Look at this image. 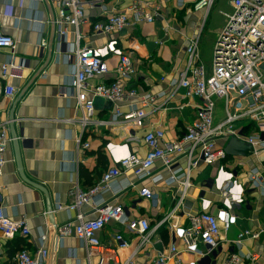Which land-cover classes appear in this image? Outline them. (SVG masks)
<instances>
[{"label": "built area", "instance_id": "2783aa9c", "mask_svg": "<svg viewBox=\"0 0 264 264\" xmlns=\"http://www.w3.org/2000/svg\"><path fill=\"white\" fill-rule=\"evenodd\" d=\"M216 1L175 0L174 14L190 8L206 20ZM45 2L55 9L51 20L57 36L56 50L73 60L69 89L80 113L82 133L78 145L90 148L88 142L82 143V134L94 125L115 130L118 136L128 134L119 142L108 140L105 144L112 165L100 180L87 189L76 185L72 201L58 205L57 210L75 213L59 228L58 237L71 235L81 241L87 264H203L213 259L224 241L229 248L223 264H257L264 254V220H259L264 219V0H230L232 13H224L227 20L214 44L210 70L200 55V34L186 36L184 64L169 79L168 88L159 91L140 85L138 61L133 57L138 41L129 38L128 31L161 21L155 44L166 43L176 29L164 22L160 5L148 0H130L124 8L109 0ZM23 3L21 0L20 5ZM6 9L11 17L14 7L8 4ZM93 11L95 17L89 14ZM90 37L105 41L89 44ZM17 42L0 27V50H9L1 65L6 82L0 81V98L12 100L17 94V87L8 80L21 77L18 72L22 65L15 57ZM40 45L49 47L48 40L43 37ZM166 78L161 74L157 80L165 83ZM97 100L110 103L109 118H96ZM188 110L194 118L175 139H168L165 127L146 124L154 113L183 117ZM10 123L0 118V175L12 141ZM142 129L141 137L132 134ZM233 139L246 148L229 155L226 149ZM134 142L140 143L145 152L133 146ZM157 165L169 173L166 179L155 174ZM128 171L137 180L123 184L121 178ZM205 172L208 174L204 176ZM199 177L203 192L198 198L199 208L184 211L186 220L179 223L187 191ZM149 179L182 186L174 207L156 222L147 216L129 218L123 204L106 198L109 193L116 197L137 188ZM254 191L260 196L252 203L250 194ZM138 195L155 200V193L147 186H140ZM86 205L91 213L82 211ZM244 209L252 215L243 214ZM252 219L258 220L256 227L243 226ZM238 225L242 227L230 239V231ZM111 226L115 228L112 241L106 244L100 234ZM162 228L168 231V242L160 236L157 243L161 248L157 249L153 241ZM0 233L5 237H29L28 220L12 219L0 203ZM39 240L35 251L16 252L15 264H45L50 255L45 246L48 237L42 235ZM134 240L137 243L133 251L123 258L119 251L132 247ZM247 241L263 247L245 251ZM93 257L98 261L94 262Z\"/></svg>", "mask_w": 264, "mask_h": 264}, {"label": "crops", "instance_id": "0c3cea01", "mask_svg": "<svg viewBox=\"0 0 264 264\" xmlns=\"http://www.w3.org/2000/svg\"><path fill=\"white\" fill-rule=\"evenodd\" d=\"M129 1L109 0L112 4L118 3L121 8L126 7ZM148 1L160 5L165 15L164 22L168 21L176 29L173 36L163 45L155 44L160 35L161 21H157L154 25L132 27L128 31L130 34L138 27L148 28V32H145L148 36L134 37L138 41V47L133 57L138 61L140 85L147 90L159 91L168 88L169 79L183 66V48L179 51L174 49L179 47L181 39L185 41L186 36L192 35L193 28H190L189 22L196 17L200 18L201 14L189 10L183 13L182 10L175 16L173 7L175 0ZM20 2L21 0H0V27L5 33L17 39L15 57L16 61L22 65V69L18 72L21 77L8 79L17 87L16 96L12 100L0 98V118L11 121L9 132L12 138L6 152V164L0 175L2 195L0 203L12 219L26 218L28 220L30 236L5 237L0 233V264H15L14 255L18 250L35 251L42 235H47L48 241L45 246H48L50 251L45 264H87L86 250L81 241L71 235L63 239L56 235L55 229L59 232V228L75 216L74 212L57 210V207L59 204L72 201V190L76 185L87 189L100 180L101 175L98 176L97 173L106 171V168L112 165L105 150V144L108 140L119 142L127 133L118 136L115 130L94 125L82 134V143L88 142L90 148L84 149L78 145L77 139L82 133L78 122L80 113L76 109L75 97L70 95L69 89L73 60H68L64 53H58L56 50L57 36L51 20L54 8L46 4L45 0H24L22 6ZM8 4L14 7L11 17L7 15ZM89 14L95 17L96 11ZM179 20L183 21V24H180ZM84 30L88 31L87 27ZM43 37L48 40L49 47L40 45ZM104 41L102 37H90L88 43L97 44ZM175 41H177L176 44ZM170 52L172 59H170ZM8 54L9 50H0V81L2 83H5L6 79L2 77L1 65L7 60ZM161 74L167 75L165 83L157 80ZM97 102L96 118H109L110 103L104 100H97ZM183 117L176 114L166 117L160 113H154L146 124L150 126L153 123V126L165 127L168 139H175L191 123L194 118L193 112L188 110ZM143 133V129L132 132L138 138ZM133 146L141 153L145 152L140 143L134 142ZM100 148L107 161L106 168L103 169L98 167L96 155ZM82 167L90 172L87 178L81 175ZM159 169L160 165H157L155 174H162L166 179L169 173ZM206 172L204 176L208 174ZM201 177L196 178L193 187L187 191L183 210L177 218L179 223L186 220L184 211H196L199 208L198 198L203 195L199 186ZM127 180L136 181L137 178L128 171L121 178V182L125 184ZM140 186L151 188L155 193V200L140 198L138 195ZM45 190L49 195L56 225H52L50 221ZM181 192L182 186L179 183L167 186L163 180L156 182L149 179L138 184L137 188L128 189L116 197L109 193L106 198L113 203L123 204L129 218L147 216L156 222L171 211ZM90 210L88 205L82 208L85 213H91ZM243 214L252 215L248 209H244ZM93 216V214L89 215V217ZM258 223L257 219H252L245 221L243 226L256 227ZM240 227L242 226L234 227L228 237L234 239ZM118 228L121 229L120 226L116 227ZM114 230L115 228L111 226L102 231L100 237L104 243L112 241L111 236ZM160 236V233L155 235L153 241L157 249L161 248V244L157 243ZM136 241H133L132 247L119 251L123 258L133 251ZM247 242L250 243L243 247L245 251H258L263 247V244L258 242ZM224 243L226 242H222V249L213 256V259L206 260L203 264H223L225 251L229 248ZM93 261L97 262L98 257H93ZM257 264H264V254Z\"/></svg>", "mask_w": 264, "mask_h": 264}, {"label": "rangeland", "instance_id": "374dc122", "mask_svg": "<svg viewBox=\"0 0 264 264\" xmlns=\"http://www.w3.org/2000/svg\"><path fill=\"white\" fill-rule=\"evenodd\" d=\"M224 13H228V14L232 13V7L230 5V0H217L206 20L196 17L194 20L191 19V21L189 22L191 25L190 28H193L191 30L192 35L200 34V37H201L200 55L202 57L203 62L207 66L208 70H210L212 67V53L214 50V44L216 42V39L219 35L220 30L223 28L227 20V17L224 16ZM179 19L182 20V18H179ZM180 20H179V23L183 24V21H180ZM185 22H184V26L186 24ZM145 32H148V28L146 26H144L143 29L142 27L140 28L138 27L136 30H134L132 33L129 34V38H132L135 36L144 37V35L148 36V33H145ZM124 34H125V31H124ZM192 35H189V36H192ZM145 41H146V37H145L144 42ZM176 43L177 41H175V44ZM186 45H187V42L181 39L179 47L174 49L173 44H172L171 49L179 51V49H182V48L184 49ZM170 59H172L171 52H170ZM217 109L221 110L222 106L218 105ZM259 196L260 195L258 191L252 192L250 194L251 202L252 203L257 202ZM248 243L250 242H247L245 244L247 245ZM224 245L227 246L226 243H224ZM193 258L194 257H192V259Z\"/></svg>", "mask_w": 264, "mask_h": 264}, {"label": "trees", "instance_id": "16d2710c", "mask_svg": "<svg viewBox=\"0 0 264 264\" xmlns=\"http://www.w3.org/2000/svg\"><path fill=\"white\" fill-rule=\"evenodd\" d=\"M191 11L190 10V8H187V9H184L183 10V13H185V12H187V11ZM182 11V10H181ZM96 155L98 156V167L100 166L102 169L103 168H106V163H107V161H106V156H105V154H104V152L102 151V149L100 148L97 152H96ZM108 168H106V170H107ZM89 171L86 169V168H84V167H82L81 168V175L82 176H85L86 178L89 176ZM97 173V172H96ZM103 174V172L102 171H99L97 174H98V176L99 175H101L102 176V174ZM94 185V184H93ZM159 233H160V235L162 236V238L164 239V241L165 242H168V231L166 230V228H162V229H160V231H159ZM18 251H20V250H18Z\"/></svg>", "mask_w": 264, "mask_h": 264}, {"label": "water", "instance_id": "95a60500", "mask_svg": "<svg viewBox=\"0 0 264 264\" xmlns=\"http://www.w3.org/2000/svg\"><path fill=\"white\" fill-rule=\"evenodd\" d=\"M245 145L243 144V143H241V142H238V141H236V140H232L231 142H230V144L228 145V147H227V149H226V152H227V154H229V155H233V154H236V150L237 149H240V150H245ZM45 193H46V195H47V204H48V212H49V216H50V221H51V224L52 225H56V222H55V220H54V212H53V208H52V206H51V203L49 202V195H48V193H47V191L45 190ZM55 228H57V227H55ZM55 231H56V235H58V231H57V229H55Z\"/></svg>", "mask_w": 264, "mask_h": 264}]
</instances>
